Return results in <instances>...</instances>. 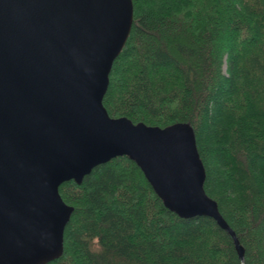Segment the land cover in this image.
<instances>
[{"label": "trees", "instance_id": "trees-1", "mask_svg": "<svg viewBox=\"0 0 264 264\" xmlns=\"http://www.w3.org/2000/svg\"><path fill=\"white\" fill-rule=\"evenodd\" d=\"M131 1L103 107L190 126L206 195L244 264H264V0ZM58 191L72 211L61 253L44 264H241L225 228L167 208L128 156Z\"/></svg>", "mask_w": 264, "mask_h": 264}, {"label": "water", "instance_id": "water-1", "mask_svg": "<svg viewBox=\"0 0 264 264\" xmlns=\"http://www.w3.org/2000/svg\"><path fill=\"white\" fill-rule=\"evenodd\" d=\"M131 0H0V264H44L62 251L69 180L128 156L179 216L213 218L192 129L110 117L102 105L130 32Z\"/></svg>", "mask_w": 264, "mask_h": 264}]
</instances>
